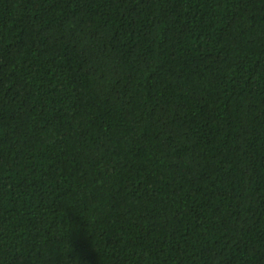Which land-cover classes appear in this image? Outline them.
I'll return each instance as SVG.
<instances>
[{
	"label": "trees",
	"instance_id": "16d2710c",
	"mask_svg": "<svg viewBox=\"0 0 264 264\" xmlns=\"http://www.w3.org/2000/svg\"><path fill=\"white\" fill-rule=\"evenodd\" d=\"M0 264H264V0H0Z\"/></svg>",
	"mask_w": 264,
	"mask_h": 264
}]
</instances>
